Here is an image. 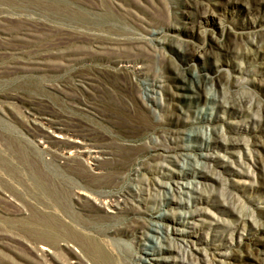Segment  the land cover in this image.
<instances>
[{
	"label": "rangeland",
	"instance_id": "rangeland-1",
	"mask_svg": "<svg viewBox=\"0 0 264 264\" xmlns=\"http://www.w3.org/2000/svg\"><path fill=\"white\" fill-rule=\"evenodd\" d=\"M112 261L264 264V0H0V264Z\"/></svg>",
	"mask_w": 264,
	"mask_h": 264
},
{
	"label": "bare ground",
	"instance_id": "bare-ground-1",
	"mask_svg": "<svg viewBox=\"0 0 264 264\" xmlns=\"http://www.w3.org/2000/svg\"><path fill=\"white\" fill-rule=\"evenodd\" d=\"M47 119H49V118H47ZM45 121L47 122V120H45ZM52 122H54V121H52ZM52 122H50V121L47 122L48 127H46V125L42 126V130L39 133L43 137L45 142L46 141L47 142L53 141V138L55 136L56 137H63L62 131H61V129H63V127H60L57 124H53ZM42 124H44V123H42ZM84 142L82 140H79V139H73V142H72L68 152L73 153V152H77V151H82V152H86L88 154V156L92 159L97 158V155H96L97 153L94 152L96 150V148L95 149H93L91 147L88 148V146L85 145L86 143H84ZM166 147L168 148L169 146H166ZM85 194L87 197H90V195L87 194V192ZM115 196H116V194H115ZM134 205H135V203L133 202V199L130 197V192L129 193L128 192L122 193L120 196H118L116 198H110L109 196H104V197L100 198V200H99V207L106 208L107 210H110L112 212H117V211L123 210V209L135 208ZM149 228H152V229L157 230L159 232V230L154 228V226H152V225H149ZM148 235H150V237H152L154 239L159 238V236L155 235V234L149 233ZM149 246H151L152 249H155L154 245H149ZM144 260H146V258H144ZM109 264H115V263H113V261H112Z\"/></svg>",
	"mask_w": 264,
	"mask_h": 264
}]
</instances>
